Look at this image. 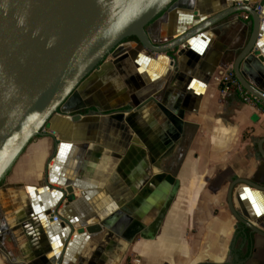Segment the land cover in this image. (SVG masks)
<instances>
[{
  "label": "crops",
  "instance_id": "1",
  "mask_svg": "<svg viewBox=\"0 0 264 264\" xmlns=\"http://www.w3.org/2000/svg\"><path fill=\"white\" fill-rule=\"evenodd\" d=\"M242 1L264 0H177L147 27L149 36L163 45ZM243 17L202 32L180 55L151 56L127 41L82 82L63 106L81 117H63L52 136L33 139L0 186V264H126L129 256L141 264H227L234 234V263L264 264V237L238 223L227 203L235 179L264 186V103L223 96L218 82L252 31ZM261 27L264 56V21ZM155 98L197 126L189 148L176 145L162 162L171 147L162 144L166 118ZM180 158L179 188L154 240L138 235L127 246L131 224L121 218L115 232H86L125 207L138 213L159 188L155 178L165 169L170 175ZM233 194L235 209L264 232V211L252 203L264 208V191L239 184Z\"/></svg>",
  "mask_w": 264,
  "mask_h": 264
},
{
  "label": "water",
  "instance_id": "2",
  "mask_svg": "<svg viewBox=\"0 0 264 264\" xmlns=\"http://www.w3.org/2000/svg\"><path fill=\"white\" fill-rule=\"evenodd\" d=\"M176 2L0 0V182L33 139L52 136L56 132L57 121L63 117H81L73 115L69 107L65 109L63 106L69 104L82 82L132 37L137 41L130 42H135L138 48L141 47L151 56L171 52L180 55L185 44L202 32L233 15L247 14L252 22V31L230 71L247 92L264 103V89L258 84L264 81V56L257 46L261 23L264 21V1H260L257 6L247 1L239 2L204 22L192 25L176 39L156 45L147 27ZM196 20H200V17H196ZM242 63L244 68H241ZM152 100H156L166 118V130L172 139L171 143L167 135L162 142L165 148L171 147L162 157V162L168 159L176 145H185L184 152L189 148L197 126L185 122L179 111L167 109L157 98ZM180 137H183L182 143ZM263 143L264 140L259 144L258 151L264 160ZM184 152L182 156L185 158ZM184 158L178 160L170 175L165 169L155 178L160 181V185L146 205L159 199V191L166 189L170 194L153 220H140L139 211L132 214L130 208L125 207L102 222L91 223L86 232L89 235L106 230L115 232L121 224L118 222L117 225V220L121 218L128 225L131 224L124 237L127 246L138 235L147 241L154 240L176 197L179 182L175 179ZM239 184L261 192L264 186L240 178L231 182L227 193V203L233 217L253 234L264 237L263 231L235 209L233 193ZM67 192L72 191L67 189Z\"/></svg>",
  "mask_w": 264,
  "mask_h": 264
},
{
  "label": "flooded vegetation",
  "instance_id": "3",
  "mask_svg": "<svg viewBox=\"0 0 264 264\" xmlns=\"http://www.w3.org/2000/svg\"><path fill=\"white\" fill-rule=\"evenodd\" d=\"M171 189V187H169ZM169 192L166 191V189L163 191H159L157 195L159 196V199L155 200L154 203H151L149 206L144 204H139V219H150L153 220L154 217H156L161 209V207L166 203V197L169 196ZM143 211V212H142ZM238 222V221H237ZM239 223V222H238ZM243 226V225H242ZM244 227V226H243ZM255 235V234H253ZM236 234H234L230 241L228 242V247H229V254H228V259H227V264H237L234 263V258H233V252L235 249V245L238 241V237L234 238ZM245 249L248 250H254V239L251 237H246L245 238ZM142 261L139 259V264H141Z\"/></svg>",
  "mask_w": 264,
  "mask_h": 264
},
{
  "label": "built area",
  "instance_id": "4",
  "mask_svg": "<svg viewBox=\"0 0 264 264\" xmlns=\"http://www.w3.org/2000/svg\"><path fill=\"white\" fill-rule=\"evenodd\" d=\"M243 16L245 20L249 19V16L247 14H243ZM218 82L220 85V92L223 96L229 95L231 93H235L240 97L241 101L244 103H250V104L260 103V101L256 97L252 96L240 85L233 72L227 71L223 73L221 76H219ZM59 216H60V212H57L53 216V220L57 222ZM136 263H139V260H136Z\"/></svg>",
  "mask_w": 264,
  "mask_h": 264
},
{
  "label": "snow or ice",
  "instance_id": "5",
  "mask_svg": "<svg viewBox=\"0 0 264 264\" xmlns=\"http://www.w3.org/2000/svg\"><path fill=\"white\" fill-rule=\"evenodd\" d=\"M249 198H250V194H249ZM252 203L253 206L256 208L257 214H261V212L264 211V208L258 205L256 201H252Z\"/></svg>",
  "mask_w": 264,
  "mask_h": 264
},
{
  "label": "rangeland",
  "instance_id": "6",
  "mask_svg": "<svg viewBox=\"0 0 264 264\" xmlns=\"http://www.w3.org/2000/svg\"><path fill=\"white\" fill-rule=\"evenodd\" d=\"M10 172H11V170H10ZM7 179V176H6V178H5V180ZM131 257H133V256H131ZM130 256H129V259H128V261H127V263L126 264H130V263H134V264H139V263H136V260H139V258H137V257H135L133 260H135V261H132V258H131Z\"/></svg>",
  "mask_w": 264,
  "mask_h": 264
},
{
  "label": "trees",
  "instance_id": "7",
  "mask_svg": "<svg viewBox=\"0 0 264 264\" xmlns=\"http://www.w3.org/2000/svg\"><path fill=\"white\" fill-rule=\"evenodd\" d=\"M127 41H137V39L134 38V37H132V38H130V39H127ZM9 172H10V171H9ZM8 174H9V173H7L6 176H8ZM5 178H6V177H4V178L2 179V181L0 182V186L4 184V182H5Z\"/></svg>",
  "mask_w": 264,
  "mask_h": 264
}]
</instances>
